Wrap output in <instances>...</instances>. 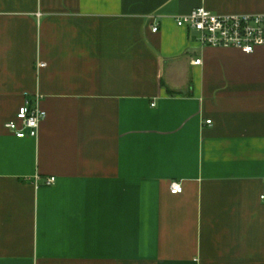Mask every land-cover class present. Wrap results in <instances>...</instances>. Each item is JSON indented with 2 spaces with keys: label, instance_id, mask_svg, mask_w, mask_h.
<instances>
[{
  "label": "crops",
  "instance_id": "1",
  "mask_svg": "<svg viewBox=\"0 0 264 264\" xmlns=\"http://www.w3.org/2000/svg\"><path fill=\"white\" fill-rule=\"evenodd\" d=\"M201 6L264 13L0 0V264H264V45H201L175 21Z\"/></svg>",
  "mask_w": 264,
  "mask_h": 264
},
{
  "label": "built area",
  "instance_id": "2",
  "mask_svg": "<svg viewBox=\"0 0 264 264\" xmlns=\"http://www.w3.org/2000/svg\"><path fill=\"white\" fill-rule=\"evenodd\" d=\"M175 21L179 26L187 27L195 35V40L203 46L237 48L251 54L264 45V13L219 14L201 6L188 14L176 16ZM158 30L159 26L154 25L153 31ZM194 63L200 64L201 59L195 60ZM40 102L39 95L34 101L25 99L16 119L6 124L16 137L39 136L41 124L48 116ZM207 123H211V120H207ZM56 181L57 178L52 176L47 179V184H55ZM170 189L172 193L178 194L183 191V185L174 180ZM261 197L264 200V194Z\"/></svg>",
  "mask_w": 264,
  "mask_h": 264
}]
</instances>
